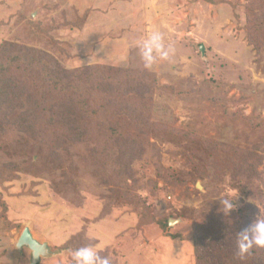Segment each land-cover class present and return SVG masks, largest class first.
<instances>
[{
    "label": "rangeland",
    "instance_id": "1",
    "mask_svg": "<svg viewBox=\"0 0 264 264\" xmlns=\"http://www.w3.org/2000/svg\"><path fill=\"white\" fill-rule=\"evenodd\" d=\"M153 30L174 51L145 69ZM0 71L3 264L24 228L36 264H264L234 237L264 214V0H0Z\"/></svg>",
    "mask_w": 264,
    "mask_h": 264
},
{
    "label": "clouds",
    "instance_id": "2",
    "mask_svg": "<svg viewBox=\"0 0 264 264\" xmlns=\"http://www.w3.org/2000/svg\"><path fill=\"white\" fill-rule=\"evenodd\" d=\"M140 61L145 69H151L158 61H166L173 54L171 45L165 44L163 33L158 30L150 31L136 43ZM238 190L233 192L230 187L221 189L218 199L220 210L227 216L235 210L234 201ZM178 221H170V226ZM231 224V222H229ZM235 247L238 258L244 259L254 248L264 249V214L259 212L252 221L235 234ZM30 255L37 253L28 250ZM104 249L99 244L82 246L71 252L70 264H113L111 255H103ZM0 264L3 261L0 260Z\"/></svg>",
    "mask_w": 264,
    "mask_h": 264
},
{
    "label": "water",
    "instance_id": "3",
    "mask_svg": "<svg viewBox=\"0 0 264 264\" xmlns=\"http://www.w3.org/2000/svg\"><path fill=\"white\" fill-rule=\"evenodd\" d=\"M200 188V186H198ZM170 222V221H169ZM16 248L26 247L29 250L37 253V255L30 257V264H36L41 257L49 255V249L46 243H39L36 241L28 228H24L16 242Z\"/></svg>",
    "mask_w": 264,
    "mask_h": 264
},
{
    "label": "trees",
    "instance_id": "4",
    "mask_svg": "<svg viewBox=\"0 0 264 264\" xmlns=\"http://www.w3.org/2000/svg\"><path fill=\"white\" fill-rule=\"evenodd\" d=\"M47 66H48L47 69H49V71L47 73V76H48V78H51V80H52V81H50V84H52V85H56L57 84L58 86H61V87L62 86H64V87H70V85L68 86L69 81H68L67 78H65L64 73L61 74V71H59L55 67H50V65H47ZM58 73L61 74L60 77H59V74ZM82 114L83 115H86V116H88V115H92L93 116L94 115V113L92 111H88V110L83 111ZM55 122L57 124H59V125H62V122L59 121V120L58 121H55ZM196 242H197L196 239H193V246L197 249V243Z\"/></svg>",
    "mask_w": 264,
    "mask_h": 264
}]
</instances>
